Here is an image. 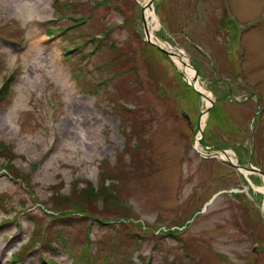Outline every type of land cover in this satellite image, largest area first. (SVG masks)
I'll list each match as a JSON object with an SVG mask.
<instances>
[{"label":"rangeland","instance_id":"374dc122","mask_svg":"<svg viewBox=\"0 0 264 264\" xmlns=\"http://www.w3.org/2000/svg\"><path fill=\"white\" fill-rule=\"evenodd\" d=\"M145 2L0 0V264H264V0Z\"/></svg>","mask_w":264,"mask_h":264},{"label":"bare ground","instance_id":"6f19581e","mask_svg":"<svg viewBox=\"0 0 264 264\" xmlns=\"http://www.w3.org/2000/svg\"><path fill=\"white\" fill-rule=\"evenodd\" d=\"M151 0H146V4H145V6L144 7H148V5H149V2H150ZM148 18H150L151 19V21H153V22H157V19H156V17L154 16V14L152 13V12H150L149 10H146L145 11V19H148ZM152 29V28H151ZM150 34H152V30L150 31ZM182 59V60H181ZM174 58V60H175V62H176V67H177V69L178 70H180V71H182L183 73H184V75H185V77L187 78V80L189 81V83L191 82V79L193 78V75H194V72H193V70L190 68V67H188V66H186V65H184L185 63H187V61L185 62V60L183 59V58ZM195 89L197 90V91H199V92H201V93H203L204 95H205V97H203V99L206 101V103L208 104L209 103V100H210V96H209V94H207L205 91H204V89H202L201 87H200V85L198 84V83H195ZM210 104V103H209ZM200 125H201V127L203 126V124H202V122L200 123ZM228 154H230L229 152H228ZM228 157H229V159L231 160V161H234L230 156H226L225 157V155H222L221 156V158L222 159H228ZM244 173H248V171H244ZM256 190H258V191H260L262 194H263V196H264V187H262V188H257ZM262 211H263V213H264V197H263V203H262Z\"/></svg>","mask_w":264,"mask_h":264},{"label":"water","instance_id":"95a60500","mask_svg":"<svg viewBox=\"0 0 264 264\" xmlns=\"http://www.w3.org/2000/svg\"><path fill=\"white\" fill-rule=\"evenodd\" d=\"M144 33L145 35L147 34V29H145V26H144ZM147 43L151 44L155 49H157L158 51H160L162 54L166 55V56H178V55H183V53H181L179 50H166V49H163L161 47H159L158 45L152 43L148 37V39H146ZM188 66H190L193 70L194 67L191 65V64H188ZM195 81L196 80V75L195 77L193 78L192 82L190 83V86L191 88L199 95L201 96L202 98L205 97V95L199 91H197L195 88H194V84H195ZM206 98V97H205ZM212 102V101H211ZM208 109H206V112H207ZM236 169H241L240 167H236L234 166ZM250 169L256 173H259V175H262V177H264V173H262L261 171L257 170V169H254L252 167H250Z\"/></svg>","mask_w":264,"mask_h":264},{"label":"trees","instance_id":"16d2710c","mask_svg":"<svg viewBox=\"0 0 264 264\" xmlns=\"http://www.w3.org/2000/svg\"><path fill=\"white\" fill-rule=\"evenodd\" d=\"M5 89H6V90L8 89V92H9V90H10V84H9L8 82H6V83L3 85L0 96H3V95L5 94V92H4ZM3 97H4V96H3ZM3 97L0 99V102L4 101V98H3ZM79 193H80V192H79ZM73 210H75V209H73ZM73 210H72V209L64 208V209H61V210H56V212H57V215H59V217H69V216H67L66 214H70V213H72ZM75 211H77V212H84V211H82V210H81V211L75 210ZM51 243H52V244H55V245H58V241H57V240H53ZM116 248H117V250L120 249L119 247H116ZM119 251H121V249H120Z\"/></svg>","mask_w":264,"mask_h":264}]
</instances>
